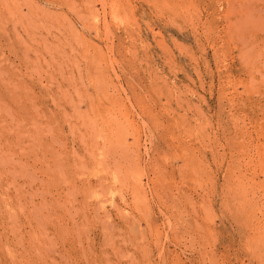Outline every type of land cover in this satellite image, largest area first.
Here are the masks:
<instances>
[{"label": "rangeland", "instance_id": "rangeland-1", "mask_svg": "<svg viewBox=\"0 0 264 264\" xmlns=\"http://www.w3.org/2000/svg\"><path fill=\"white\" fill-rule=\"evenodd\" d=\"M0 264H264V0H0Z\"/></svg>", "mask_w": 264, "mask_h": 264}]
</instances>
